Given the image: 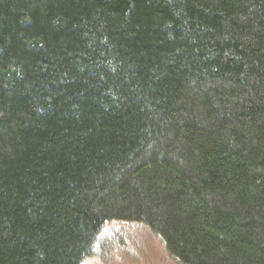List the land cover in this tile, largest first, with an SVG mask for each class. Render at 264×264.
<instances>
[{"label":"trees","instance_id":"16d2710c","mask_svg":"<svg viewBox=\"0 0 264 264\" xmlns=\"http://www.w3.org/2000/svg\"><path fill=\"white\" fill-rule=\"evenodd\" d=\"M111 223L264 264V0H0V264Z\"/></svg>","mask_w":264,"mask_h":264},{"label":"rangeland","instance_id":"374dc122","mask_svg":"<svg viewBox=\"0 0 264 264\" xmlns=\"http://www.w3.org/2000/svg\"><path fill=\"white\" fill-rule=\"evenodd\" d=\"M105 231L98 252L84 264H179L145 227L111 223Z\"/></svg>","mask_w":264,"mask_h":264}]
</instances>
